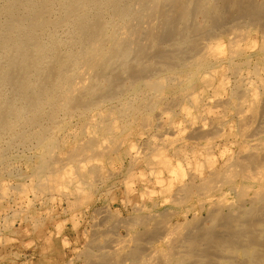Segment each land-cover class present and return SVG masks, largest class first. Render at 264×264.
I'll use <instances>...</instances> for the list:
<instances>
[{
    "label": "bare ground",
    "instance_id": "obj_1",
    "mask_svg": "<svg viewBox=\"0 0 264 264\" xmlns=\"http://www.w3.org/2000/svg\"><path fill=\"white\" fill-rule=\"evenodd\" d=\"M254 35H260V40L255 43L264 42V0H0V164L12 159L19 149L25 151L35 147L44 153L41 168L53 167L51 182L70 185L67 182L71 180H66L71 177L67 169L56 164L52 166L47 160L48 155L58 152L64 143L57 136V130L66 128L69 119L78 118L87 123L89 118L93 121L91 114L97 112L95 121L106 125L118 111L152 114L166 102L167 96L157 95L165 86L161 80L163 74L170 79L178 74L196 77L221 62L217 53L230 54L232 60L244 54L245 45L242 48V44L251 43ZM231 66L234 73L241 68V65ZM223 87V84L219 85L214 93L221 95ZM255 93L252 95L257 96ZM216 102L213 100L211 105ZM203 103L195 96L181 95L174 98L169 107L184 104L183 110L187 113L192 108L199 114L211 112V107H205ZM261 105L260 112L264 117V102ZM106 108L112 113H104ZM221 110L214 112L217 116L213 115L217 123L222 119L219 117ZM200 129L192 130L191 137L187 136L199 138ZM204 129L201 135L207 134ZM259 133L262 134L261 131H252L250 136L257 137ZM242 137L245 138V132ZM96 144L90 142V152L97 149ZM259 144L264 145V137ZM257 145L242 141L230 166L224 162L220 168L212 165L175 188L171 197L161 200L157 197L165 188H149V193L145 188L141 189L147 195L144 201H139L143 197L140 195L139 200L129 202L131 208L130 204L123 208L118 204L115 208V217L132 212V218L128 216L124 221L111 223V227L122 223L127 236L135 235L134 246L123 244L118 250H110L109 245L101 244L95 234L94 239L85 245V252L82 255L79 252L78 257L85 259L84 264H125L127 261L133 264H264V188L252 196L249 191L252 188L235 187L241 185L242 178L251 176L247 175L249 168L264 176V153L252 151ZM85 151L77 145L70 151L68 159L73 161ZM97 153L93 156L97 157ZM192 158L196 160L197 157L184 159ZM203 165L193 164L197 169L205 167ZM162 167L165 169H161L160 174L164 171L171 177L176 174L166 160ZM63 171L66 172L64 175ZM252 177L256 180L255 175ZM224 179L229 180L232 188H218L217 183ZM81 181L86 180L81 178ZM157 181L163 182L161 177ZM69 189L73 193L83 190L73 186ZM234 191L237 193L235 203H230L232 194L229 193ZM96 212L99 214V210ZM80 243L81 239L75 241V246ZM68 263L72 264V261Z\"/></svg>",
    "mask_w": 264,
    "mask_h": 264
},
{
    "label": "rangeland",
    "instance_id": "obj_2",
    "mask_svg": "<svg viewBox=\"0 0 264 264\" xmlns=\"http://www.w3.org/2000/svg\"><path fill=\"white\" fill-rule=\"evenodd\" d=\"M256 35H254L251 43L245 44L244 42V44H242V48L245 45L244 49H242V51L244 50V54L242 53L243 55L241 54L239 57H236L234 60H232L230 58V54L227 56L225 53H217V55L222 59L220 60L221 62H216L217 65L215 64L212 69L208 71L205 70L196 77H188L184 74H178L177 76L170 79L169 76L163 74L161 80L165 83V86L157 93V95H165L164 97L167 96L165 98L166 102L164 101L152 114L148 112H136L133 114L130 111H128L129 113H125L123 111L114 112L111 121L112 126L110 125L111 123L101 125L98 120L95 121V119H97V112L95 114H91L95 116H92L93 121L90 118V120L88 119V121H92L91 123L87 121L88 124L86 122L80 121L78 118L69 119V121L66 122V128L57 130V136L61 137V143L64 142L61 144L62 148L60 147L58 152L54 154H49L47 160H49V163H51L52 166H55L56 164L66 168L67 172L70 173L69 176H71L66 180H71L70 182L72 184L69 181L67 184L70 185L60 184L61 182L59 184L57 182L56 185L52 183L51 171L53 170V167L50 169L41 168L43 162L42 155L44 153L35 147H30L28 150L25 149V151L19 149L17 152H15L12 159L6 163H1L0 264H69L68 262L71 263V261L72 264H84L85 259L79 258L78 256L85 252L87 243L94 239L95 234L98 235V241L101 244L105 243L109 245L110 248L108 249L110 250H118L123 244H128V246L132 247L134 246L133 239L135 235L127 236L124 231V226L121 225L122 223L111 227V223L118 222L119 220V222L124 221V218H128V216H131L132 218V212L125 214L122 213L115 217L116 214L114 212L116 211L115 208L118 204L121 206V208H123L126 204H130V201L133 202L135 199L139 200L140 195H143V197H141L139 201H144L147 197L146 194L142 193L143 190L141 189L144 188L147 190V193L150 192L149 188H165L163 191L164 193L161 192L157 195V197L160 200L161 198L171 197L175 188H179L182 184L189 182L195 176H199L200 173L202 174L208 168H212V165H217L220 168V165L223 167L224 163L225 165L228 163L227 166H230L236 157L239 144L242 143V141H249V144L253 146L257 145V143L259 144L260 139L264 137V117L260 112V110L262 111L263 109V105L261 104L264 102V81H262L264 80V42L260 44L255 43L256 41L260 40V35ZM213 58H215V56ZM231 65H241L240 70L235 72L237 75L234 73ZM233 74H235V76ZM249 75L250 77L248 78ZM246 77L249 81L245 79ZM250 80L252 82H256L252 83ZM222 84L224 87L221 91V95L217 96L214 93V89L218 88V86ZM254 93L257 94V96L252 95ZM181 95L188 97L195 96L196 98L200 99L202 103L204 102L203 105L205 107H211V112L205 111L199 114L197 112L198 110H195L194 108H192V110L188 113L184 112L183 108H185L186 105L184 104L186 103L182 105H176L173 108L169 107L173 99ZM237 97H239V99ZM218 99H220V101ZM213 100H217V104L211 105ZM205 102H207L209 105L206 106L207 103ZM243 104H246L247 106L244 105L243 108ZM252 104L254 105L253 108ZM218 105L221 106L219 107ZM241 107L244 111H242ZM162 108L167 109H163V111ZM238 108L240 110H238ZM221 109H224L225 112ZM217 110H221L219 117L222 118L221 122L218 123L215 121L217 118H214V116H217L214 114V112ZM236 110L237 113L235 112ZM222 112H224L226 116L224 114L223 116ZM104 113H108L109 115V113L112 112L110 109L106 108ZM243 115L246 116L244 117ZM260 115L262 117H259ZM118 116H121L120 119ZM146 116L148 117L146 118ZM241 117L244 118L241 119ZM210 118H212V120ZM163 120L165 121L163 122ZM214 122L215 125L213 124ZM145 123L146 125H144ZM238 123L240 125H238ZM201 126L203 127L200 129ZM215 126L218 127L214 128ZM197 128L200 129L199 138H197L198 136L195 139L189 138V136L191 137V134L193 133L192 130H198ZM171 129L173 130L172 132L170 131ZM202 129H204L207 134L204 133V135H201L203 132ZM221 130L223 131L221 132ZM213 131L216 133L212 134ZM252 131H261L262 134L259 133L257 137H251L250 134ZM244 132L245 138L242 137V133L244 134ZM167 135H169V137ZM124 137L125 139H123ZM91 141L98 143L96 144L98 146L97 149L93 151L94 153H97L98 151L97 157H95L96 155L93 156L94 153L90 152L88 149L90 148ZM101 144L103 145L101 146ZM77 145H80V147H82L87 152L85 151L83 156L73 159V161L70 159V161L68 159L70 158L68 157L70 151L72 152V150H74ZM257 146L253 147L252 151H256L253 152L257 154L264 153V145L259 144V148ZM226 149L229 151H226ZM105 152L107 155L101 156V153ZM86 153H90L89 155L95 158H89V155ZM57 154L59 157H57ZM98 155L101 157H98ZM55 156L58 159L56 158L55 160ZM194 156L197 157L196 160L192 158L193 160L186 161L184 159ZM65 158H67V160H65ZM85 158L87 159L85 160ZM178 159L180 161H178ZM80 160H84L85 162L82 161L80 163ZM165 160L168 162L169 168L175 169L174 172L176 174H172V177L165 171L163 174L159 173L161 169H165L162 167ZM188 162L191 163L192 166L189 165ZM196 162H198L199 165L204 164L205 167L199 169L194 168L193 164ZM82 163L85 165L83 166ZM70 164L72 165L69 166ZM9 166L10 169H8ZM100 168L101 171H97L100 170ZM256 172V170H250L249 168L247 175L250 176L251 174L250 177L253 176L252 178H254V175L255 177L257 175ZM62 173L61 174L64 175L66 172L64 173L63 171ZM259 176V178L256 177V180L251 179L250 177H248V179L242 178V183H240L241 185L235 187L252 188L249 191L253 196L259 189L264 188V176ZM159 177L162 178V183L157 181ZM81 178L86 181L82 182ZM41 179L45 182V184L42 181L40 182ZM226 180L227 179H224L223 181L218 182V188H232L230 186V182H228L229 180ZM51 183L53 187L50 186ZM72 186L73 188H83V194L80 193L82 191L73 193L72 189H69L72 188ZM54 188H57V190ZM235 194H237L235 191L233 193H229L230 203L235 201ZM4 196H7L5 197L6 199L3 198ZM98 210L99 214L102 212L100 215L96 212ZM102 217L106 221L105 223H103L104 220ZM115 218L116 221H113ZM117 233L118 235H116ZM79 239H81V243L78 247H76L75 241ZM115 246L116 248H113ZM125 264H133V262L127 261Z\"/></svg>",
    "mask_w": 264,
    "mask_h": 264
}]
</instances>
